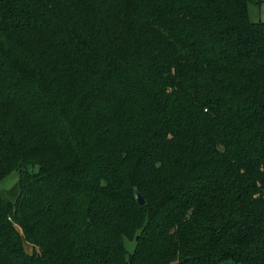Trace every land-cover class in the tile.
<instances>
[{"label": "trees", "instance_id": "16d2710c", "mask_svg": "<svg viewBox=\"0 0 264 264\" xmlns=\"http://www.w3.org/2000/svg\"><path fill=\"white\" fill-rule=\"evenodd\" d=\"M263 3L0 0V264H264Z\"/></svg>", "mask_w": 264, "mask_h": 264}, {"label": "rangeland", "instance_id": "374dc122", "mask_svg": "<svg viewBox=\"0 0 264 264\" xmlns=\"http://www.w3.org/2000/svg\"><path fill=\"white\" fill-rule=\"evenodd\" d=\"M248 16L253 22L264 23V3L261 6L250 5L248 10ZM19 172H13L10 175L1 178L0 180V194L4 199H10L16 194V186L18 182ZM25 249L28 253H32L34 249L27 243H24Z\"/></svg>", "mask_w": 264, "mask_h": 264}, {"label": "water", "instance_id": "95a60500", "mask_svg": "<svg viewBox=\"0 0 264 264\" xmlns=\"http://www.w3.org/2000/svg\"><path fill=\"white\" fill-rule=\"evenodd\" d=\"M134 195H135V199L139 207H144L145 199H143V197L138 192H134Z\"/></svg>", "mask_w": 264, "mask_h": 264}]
</instances>
